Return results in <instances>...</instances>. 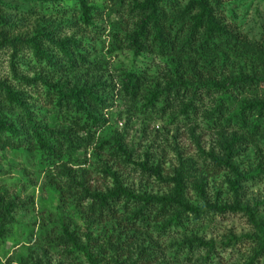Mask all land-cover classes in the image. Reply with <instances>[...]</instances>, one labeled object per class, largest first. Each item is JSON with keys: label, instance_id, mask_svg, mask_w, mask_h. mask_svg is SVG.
Instances as JSON below:
<instances>
[{"label": "trees", "instance_id": "trees-1", "mask_svg": "<svg viewBox=\"0 0 264 264\" xmlns=\"http://www.w3.org/2000/svg\"><path fill=\"white\" fill-rule=\"evenodd\" d=\"M8 9L36 18L33 32L11 22ZM234 29L221 0H0V48L9 52L0 159L8 150L33 164L23 179L8 180L0 167V240L31 237L36 226L24 264H55L50 250L57 264H230L236 254L261 264L264 221L238 199L246 175L236 157L264 131V31L255 46ZM121 49L166 61L153 74L116 71L110 58ZM122 105L170 115L197 153L202 135L215 134L202 166L233 175L232 202H211L203 179L192 185L202 205L191 201L183 145L164 171L166 153L157 157L153 144L138 160L121 137L102 138L101 112ZM93 143L114 149L83 167L78 150ZM252 171L247 176H259ZM36 187L51 203L34 199ZM237 212L246 232L217 240L192 231Z\"/></svg>", "mask_w": 264, "mask_h": 264}, {"label": "rangeland", "instance_id": "rangeland-1", "mask_svg": "<svg viewBox=\"0 0 264 264\" xmlns=\"http://www.w3.org/2000/svg\"><path fill=\"white\" fill-rule=\"evenodd\" d=\"M101 1V0H100ZM184 3L186 0H181ZM221 7L226 16V21L235 27V33L245 40L250 45L263 42L261 35L264 31V0H221ZM6 14L10 17V21L19 27L23 32L31 34L38 22L36 18L28 17L23 14H17L13 10H7ZM68 34V33H67ZM3 49V50H2ZM26 53V52H24ZM8 57L9 52L6 48H0V76H8ZM30 59V56L26 57ZM111 68L116 71L130 70L139 73H156L160 66L166 61V57L149 54L146 52L134 53L129 49L117 50L110 58ZM3 73V74H2ZM6 73V74H5ZM104 118V124L100 132V136L108 139L110 143L115 138L121 137L129 151L132 152V158L140 160L142 155L152 146L157 147L155 152L157 157L165 154L164 171H168L169 166H174L175 148L184 146L186 149L185 155L190 157L186 164L188 170L187 184L192 193L191 201L197 205H202L201 199L194 198L193 193L196 190L192 186L198 179L206 181L205 188L209 194L208 199L215 203L232 202L228 190L227 179H233L230 172L224 171L220 174L210 172V169L203 168V164L209 160L208 154L216 147L217 138L215 134L210 135L208 132L202 135L200 139L201 148L196 152V145L190 139L178 130L182 126H177L173 122L170 115L164 117L146 116L137 111L136 108L128 105L113 107L110 111H102L100 114ZM198 134L206 131L202 124H195ZM183 129V128H182ZM183 131V130H181ZM108 141L104 144H108ZM151 144H153L151 146ZM163 148V149H162ZM114 149L111 148H104ZM96 148V143L91 144L86 150L80 149L79 159L85 160L83 167L90 165L97 166L99 157L100 160L110 158V154ZM4 159L0 160V167L4 177L8 180L13 178L23 179V169H33L32 163L23 162L21 158L10 154L11 151L2 150ZM78 153L75 154V157ZM236 157V163L239 165L241 174L246 175L245 179H241L238 199L242 201V205H249L254 210L253 214L256 218L262 217L264 221V131L253 142L243 146ZM110 161V160H108ZM256 168L259 169V176L249 177V173ZM39 178V177H38ZM155 186V184H154ZM158 186V185H157ZM157 186L155 188H157ZM34 199L37 201H48L51 203L49 196L41 191L40 187L34 188ZM39 219V216L37 215ZM246 217L237 213H228L224 219L216 216L213 222L206 221L202 226H195L192 231L199 233L205 237L214 239H222L229 230L239 233L246 232L248 229L245 224ZM37 227L31 226L28 231H31V237H26V234H12L5 239L0 240V264H24V257L33 249L35 244V233ZM46 247V245H44ZM43 247V248H44ZM49 256L51 261L58 263L60 255L50 250ZM246 260V259H245ZM241 254H236L230 260V264H243L245 262ZM261 264H264V258L261 259Z\"/></svg>", "mask_w": 264, "mask_h": 264}]
</instances>
